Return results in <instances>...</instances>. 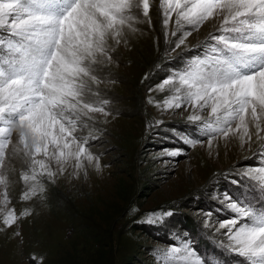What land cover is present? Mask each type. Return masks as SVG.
Here are the masks:
<instances>
[{
  "label": "snow or ice",
  "instance_id": "1",
  "mask_svg": "<svg viewBox=\"0 0 264 264\" xmlns=\"http://www.w3.org/2000/svg\"><path fill=\"white\" fill-rule=\"evenodd\" d=\"M150 8V0H0V167L15 131L16 151L28 164L21 178L30 183L22 199L42 194L40 180H54L68 166L85 173L90 166L100 169L91 151V141L99 137L83 132L97 114H111L109 101L100 96L98 69L111 64L125 29L132 28L133 11L147 18ZM161 9L165 29L175 14L180 30L173 51L192 34L182 31L185 26L195 31L207 21H219L200 46L202 55L155 86L172 92L156 106H191V132L177 136L188 146L207 138L211 147L217 136H236L242 147L253 135L260 141L253 154L259 163L241 164L230 181L236 191L224 189L225 203L219 208L229 215L215 230H224L227 244L221 247L243 258L241 264H264V0H161ZM209 109L207 117L199 114ZM163 123L148 127L159 129ZM162 154L177 157L183 150L162 149ZM6 182L0 175V184ZM3 196L7 206L6 188ZM173 215L171 210L153 213L147 222ZM205 215L211 218L212 210ZM17 219L15 209H9L4 223L10 227ZM198 247L186 237L158 253L165 264H228L223 253L219 261L210 260Z\"/></svg>",
  "mask_w": 264,
  "mask_h": 264
},
{
  "label": "rangeland",
  "instance_id": "2",
  "mask_svg": "<svg viewBox=\"0 0 264 264\" xmlns=\"http://www.w3.org/2000/svg\"><path fill=\"white\" fill-rule=\"evenodd\" d=\"M150 5L147 18L133 11L132 28L125 29L111 64L98 69L103 80L100 96L109 101L111 114H97L83 132L99 137L91 141L99 170L90 166L86 173L76 172L68 166L54 180H40L45 188L42 194L22 199L30 187L21 178L28 164L16 151L19 137L13 132L0 167V175L7 178L6 184H0V264H165L158 250L186 237L210 260L219 261L223 253L228 264H241L243 258L221 247L227 244L224 230L215 229L229 215L219 208L225 203L224 189L229 194L236 191L230 181L241 164L259 163L253 154L260 141L253 135L252 142L242 147L236 136H217L211 147L207 138L188 146L177 136L184 138L191 132L193 125L187 120L193 113L191 106L168 110L156 106L172 92L157 91L155 86L171 72L182 70L192 57L202 55L200 46L219 21H207L195 31L185 26L182 31L192 34L173 51L180 35L175 14L166 30L161 0H150ZM209 111L199 114L207 117ZM156 121H163V126L148 127ZM176 148L183 154H162V149ZM13 208L18 219L9 227L4 216ZM210 209L212 216L206 218ZM25 210L27 214L21 215ZM168 210L174 215L155 224L147 222L151 214ZM25 229L30 236L22 240Z\"/></svg>",
  "mask_w": 264,
  "mask_h": 264
},
{
  "label": "bare ground",
  "instance_id": "3",
  "mask_svg": "<svg viewBox=\"0 0 264 264\" xmlns=\"http://www.w3.org/2000/svg\"><path fill=\"white\" fill-rule=\"evenodd\" d=\"M250 131H251V127H250ZM35 207L38 208V201L37 200H36V203H35ZM35 228H36V226H35ZM20 236H21V239L22 240L23 239L27 240V238L30 236V233L28 232L27 229H25V233L24 232H21Z\"/></svg>",
  "mask_w": 264,
  "mask_h": 264
}]
</instances>
